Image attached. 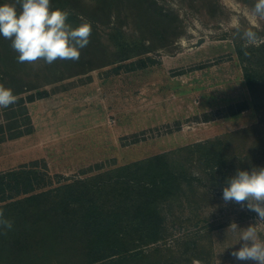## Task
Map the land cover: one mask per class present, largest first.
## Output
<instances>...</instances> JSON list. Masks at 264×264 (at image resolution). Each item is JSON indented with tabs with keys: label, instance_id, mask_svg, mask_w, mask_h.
I'll list each match as a JSON object with an SVG mask.
<instances>
[{
	"label": "rangeland",
	"instance_id": "374dc122",
	"mask_svg": "<svg viewBox=\"0 0 264 264\" xmlns=\"http://www.w3.org/2000/svg\"><path fill=\"white\" fill-rule=\"evenodd\" d=\"M4 2L13 0H0ZM156 2L169 12L165 24L142 33L133 18L137 8L131 9L128 0H118L115 17L100 26L101 50L94 44L90 57L84 58L88 64L103 66L47 85L51 78L42 60L17 66L22 80L38 87L22 94L25 101L35 99L28 102L34 132L0 143V172L38 160L42 171L46 165L51 175H61L55 183H65L258 124L264 133L263 115L251 106L244 63L237 53L243 41L232 36L239 23L264 37V21L246 14L254 0ZM92 6L71 3L66 9L92 16ZM114 24L124 34L142 39L137 50L145 42L150 51L115 60L122 54L116 48L121 35L113 33ZM0 44L10 46L11 41L0 36ZM84 53L82 49L80 57ZM245 102L247 110L231 114L232 107ZM16 104L0 109L6 136L18 130L9 129L15 120H6L20 111ZM232 142L237 147L244 140ZM251 162L248 171L264 167V161ZM192 167L196 174L197 165ZM201 182V195L165 204L168 236L146 249L172 247L185 259L199 255L202 260L194 264H254L234 259L231 252L242 246L240 233L256 222V213L241 210L234 202L225 205L226 182L215 183L206 176ZM257 227L264 239V225ZM197 239L198 249L192 245Z\"/></svg>",
	"mask_w": 264,
	"mask_h": 264
},
{
	"label": "trees",
	"instance_id": "16d2710c",
	"mask_svg": "<svg viewBox=\"0 0 264 264\" xmlns=\"http://www.w3.org/2000/svg\"><path fill=\"white\" fill-rule=\"evenodd\" d=\"M90 1L51 0L52 9L62 10H67L71 3L83 6L92 3V16L67 10L69 23L75 27L87 21L92 33L78 61L58 59L47 66V78L51 79L45 85L103 66L104 63L88 64L84 58L90 57L94 44L101 50L100 26L115 17L118 0ZM128 1L131 9L138 10L133 18L142 33L165 24L169 12L158 6L156 0ZM112 30L121 35L116 48L122 55L115 60L131 59L150 51L145 42L137 50L142 39L124 34L117 25ZM242 46L243 42L238 43L237 53L244 63L251 106L264 118V43L249 46V56L244 55ZM16 56L10 46L0 44V60L5 61L0 65V84L13 90L18 97L16 106L20 108L17 114L6 117L7 121L15 120L9 129L15 127L17 132L6 136L0 122V143L34 132L28 102L35 99L25 101L22 94L38 87L19 76ZM247 108L248 103H239L232 107L231 114ZM260 126L181 146L65 183H55V177L61 175H51L46 165L42 171L38 160L0 172V210L5 219L12 221L11 229L0 226V264H194V260H202L199 255L185 259L184 254L172 247L146 248L168 236L166 203L201 195L203 176L215 183L226 182L237 169L250 170L251 161H264V133L260 132ZM237 138L244 143L234 147L232 141ZM250 140L253 144H247ZM246 145L249 147L245 148ZM248 148L249 153L245 151ZM193 165H197L198 175L194 174ZM192 245L198 249L199 239Z\"/></svg>",
	"mask_w": 264,
	"mask_h": 264
},
{
	"label": "clouds",
	"instance_id": "9594fccd",
	"mask_svg": "<svg viewBox=\"0 0 264 264\" xmlns=\"http://www.w3.org/2000/svg\"><path fill=\"white\" fill-rule=\"evenodd\" d=\"M69 14L67 10L52 9L51 0L0 3V36L11 41L10 47L17 53L18 63L35 64L42 60L51 65L58 59L78 61L81 50L90 43L92 27L87 21L74 27L68 22ZM246 14L254 21H264V0H254ZM233 27V38L244 42L245 56L250 55L249 46L258 47L264 43V37L253 27H243L239 23ZM17 100L11 88L0 84V109L14 105ZM222 200L225 205L234 202L241 210L256 213V222L242 229L239 241L243 244L231 252V256L239 261L264 264V239L257 227L264 225V167L251 171L237 169L222 189ZM0 226L12 227V221L4 218L2 210ZM231 226L234 230L237 227L235 223Z\"/></svg>",
	"mask_w": 264,
	"mask_h": 264
}]
</instances>
